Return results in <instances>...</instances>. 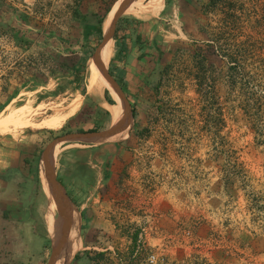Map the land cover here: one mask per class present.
I'll list each match as a JSON object with an SVG mask.
<instances>
[{
    "label": "rangeland",
    "instance_id": "obj_1",
    "mask_svg": "<svg viewBox=\"0 0 264 264\" xmlns=\"http://www.w3.org/2000/svg\"><path fill=\"white\" fill-rule=\"evenodd\" d=\"M117 1L79 4L105 15L104 28ZM72 2L0 0V20L28 42L21 47L0 27V104L21 86L0 110V264L46 263L48 198L36 181L37 152L91 127L96 108L110 104L104 88L90 90L91 55L86 93L70 82L85 42ZM151 18L159 22L150 36L168 48L147 83L152 61L143 56L138 66L140 51H132L128 88L142 98L126 136L61 145L56 159L80 215L75 254L90 252L69 264H264V85L256 86L263 111L250 120L242 107L249 89L232 80L227 62L245 50L261 63H247L249 72H262L264 0H172ZM62 80L65 90L55 92Z\"/></svg>",
    "mask_w": 264,
    "mask_h": 264
},
{
    "label": "trees",
    "instance_id": "obj_2",
    "mask_svg": "<svg viewBox=\"0 0 264 264\" xmlns=\"http://www.w3.org/2000/svg\"><path fill=\"white\" fill-rule=\"evenodd\" d=\"M81 0H73V4L70 7V17L73 21L80 27L84 34L85 42L84 47L82 48V57L77 62L76 66L69 74L71 77L70 82L75 84L74 89L80 90L82 94L86 93V84L84 82L85 79V63L88 57L92 54L96 46L99 44L102 38V30H103V22L105 19V15H100L97 12H93L88 9H82L80 7ZM172 0H164V8L161 10V15L166 14L167 9L170 8ZM108 12V11H107ZM159 20L157 18H151L149 20L138 19L133 16H122L118 19L116 23L115 32L113 34V53L109 59V72L111 75L117 80L122 90L126 94L128 101L131 103L132 114L134 119L138 117V113L136 110V105L141 101L140 93L131 91L128 88V80L133 76L131 70H129L128 64H131L133 61L132 51L133 49H138L140 51V59L138 58V66L144 67V64L140 61L143 56H148V58L152 61V66L149 68L148 73L143 77L145 83L151 82L154 79L155 73H159L160 69V59L162 54L167 47V44L164 40H162L161 35L152 34L150 36L148 30L155 29L156 23ZM0 27L4 28V32L8 33L13 37L14 40L21 47L26 48L28 42L25 37L20 34L18 30L14 27H11L8 23L0 20ZM248 47V46H247ZM246 47V48H247ZM245 48V49H246ZM150 49V50H149ZM149 50V51H147ZM243 50V49H242ZM237 51V50H236ZM245 51V50H244ZM242 52H233L227 54V62L228 69L230 70V77L232 80L239 79L242 88L249 89L247 96L244 98L242 102V107L244 113L248 116V119L253 120L254 118H258L261 111H263V103L261 100V96L257 91L258 84L264 85V63L262 66V72H249V64L252 63L254 57L247 53ZM259 63V60L253 61L252 64ZM145 68V67H144ZM257 68H260L257 66ZM67 79V77H64ZM150 78L151 81H148ZM69 79V77H68ZM37 83H42V80H36ZM65 80L61 82H57L55 87V92H63L65 90L64 86ZM21 86L14 88L11 93L8 94L7 98L3 103L0 104V110L6 106L9 101L16 97L20 92ZM106 100L110 104H116L113 98L110 96L109 91L105 89ZM87 97V94H86ZM118 105V104H117ZM256 120V119H255ZM111 122V116L108 110L97 107L91 120V127L84 129L78 128L70 131H96L105 129ZM69 132V131H68ZM98 146H91L90 149H98ZM79 150V149H78ZM41 150L37 152V155H40ZM57 179L64 184L59 177ZM36 181L40 185L41 182L38 175V171L36 169ZM42 190V189H41ZM45 196L44 192L42 191ZM46 197V196H45ZM73 199V198H72ZM74 200V199H73ZM46 246H50V237L47 233L46 235ZM89 251L78 252L74 256L75 261H79L84 259L85 256L89 257ZM94 258H100L103 256L102 252H93ZM99 261V260H96ZM77 264V263H76Z\"/></svg>",
    "mask_w": 264,
    "mask_h": 264
},
{
    "label": "water",
    "instance_id": "obj_3",
    "mask_svg": "<svg viewBox=\"0 0 264 264\" xmlns=\"http://www.w3.org/2000/svg\"><path fill=\"white\" fill-rule=\"evenodd\" d=\"M133 1L135 0H121L120 4L115 9L112 16L106 20L105 27L102 30L101 41L96 46L95 50L89 58V60L92 61L97 67L100 75L104 78V80L108 83L110 88L114 91V93L120 100L122 107L120 118L116 122H111L109 127L105 129L96 131H71L56 136L45 145V147L40 153L38 160V168L40 175H44L45 179L48 181L49 185L54 190L58 203L57 225L54 236H50V255L45 264H56L60 250L68 236L72 219L78 220L80 229V215L77 213L76 206L67 194L64 185L57 179L54 167L51 165L50 156L52 150L58 145L60 146L75 142L100 144L112 141L109 140L110 137H112L119 130H121L125 124L130 125L133 122L134 117L126 94L122 90L117 80L109 72L108 66L104 67L102 63V52L106 44L113 38L117 21L122 15H124V10ZM94 141H98V143H92ZM71 260L68 261L66 264H69Z\"/></svg>",
    "mask_w": 264,
    "mask_h": 264
},
{
    "label": "bare ground",
    "instance_id": "obj_4",
    "mask_svg": "<svg viewBox=\"0 0 264 264\" xmlns=\"http://www.w3.org/2000/svg\"><path fill=\"white\" fill-rule=\"evenodd\" d=\"M121 0L117 1L115 5L112 7L110 12L108 13L107 19H109L117 6L120 4ZM164 5V0H135L129 4V6L124 10L123 14H132L134 17L138 19H148L152 16H156L161 10ZM113 47H112V40H110L104 50L102 52V63L104 67L107 66L108 60L112 55ZM88 75L92 82L90 84V90L96 92L98 89H108L115 98L116 104H109L108 110L110 111L112 122H116L121 115V102L114 93V91L110 88L108 83L104 80V78L100 75L97 67L94 65L92 61L89 60L88 62ZM89 83V82H88ZM103 89V90H104ZM118 104V105H117ZM20 119V118H19ZM10 121V119H7ZM8 124V122L6 123ZM129 125L125 124L124 127L119 130L115 135L110 137L109 140H115L118 138H122L126 136L127 130ZM92 143H98V141H94ZM62 150L61 145L54 147L50 156L51 165L54 167L56 163V159L58 154ZM40 179L42 182V186L44 188L45 194L48 198V205L46 211V222L50 236H54L56 225H57V217H55L56 211L58 212V203L57 198L54 193V190L49 185L48 181L45 179L44 175H40ZM78 219V218H77ZM46 226V228H47ZM80 247V237H79V223L78 220H71L70 230L68 232V236L60 250V253L57 258L56 264H66L70 261L74 255V253Z\"/></svg>",
    "mask_w": 264,
    "mask_h": 264
},
{
    "label": "crops",
    "instance_id": "obj_5",
    "mask_svg": "<svg viewBox=\"0 0 264 264\" xmlns=\"http://www.w3.org/2000/svg\"><path fill=\"white\" fill-rule=\"evenodd\" d=\"M44 260H39L35 264H43Z\"/></svg>",
    "mask_w": 264,
    "mask_h": 264
}]
</instances>
